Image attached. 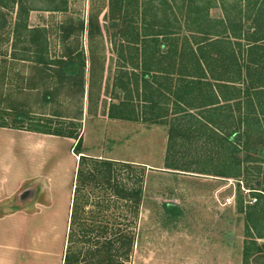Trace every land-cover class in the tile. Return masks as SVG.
Returning a JSON list of instances; mask_svg holds the SVG:
<instances>
[{"label":"rangeland","instance_id":"obj_1","mask_svg":"<svg viewBox=\"0 0 264 264\" xmlns=\"http://www.w3.org/2000/svg\"><path fill=\"white\" fill-rule=\"evenodd\" d=\"M45 1L32 0V5L46 6ZM236 1L227 0L224 8L212 9L211 16L224 17L228 5ZM260 2L264 3V0ZM262 14L264 16V11ZM263 16L261 22H264ZM152 17L147 19H154ZM14 19L13 14L9 20ZM91 20L96 24L92 33L88 26ZM29 25L47 29L51 61L83 51L86 57L84 75L69 77L54 62L40 66L29 61L12 60L5 55L0 71V110L22 109L31 117L42 119L43 125L52 120V124L49 123L52 131L76 132L77 124L81 123L79 133L83 153L77 155V160L81 156L87 157L86 171L92 172L97 162L103 160L134 165L129 171H116L118 175L114 174L115 179L111 181L107 177L90 180L82 190V195L89 199L85 209L98 211L100 207L108 208L105 213L110 221L134 236L133 251L123 264H245L246 242L255 239L257 243L264 244V240L247 234V228H254V225L248 222L246 215L251 211L250 207L260 200L245 180L253 179L252 175L243 171L239 178H223L213 174L168 170L165 168L168 130H149L138 120L131 122L110 117L111 112L117 115L124 112L126 117L137 116L143 93L140 80L145 72L144 67L135 66L138 62L134 65L130 62L131 51L129 53L128 46L123 44L119 28L114 26L109 0H68V10L64 12L35 10L30 13ZM140 26L145 28V21ZM7 38L8 34L0 36V44L6 45ZM147 48L146 52L143 49V57L147 56ZM122 50L127 60L121 59ZM168 59H163V65H170ZM130 104L135 108L129 107ZM7 119L11 121V117ZM25 127L29 128V125ZM20 132L29 134L26 130ZM239 133L244 135L239 141L249 135L248 147L253 153L251 131ZM180 136V142L175 144L172 152H176L177 159L192 163L193 169L200 171L205 167L207 156L217 162L223 155L219 142L206 144V135L198 136L186 131ZM1 141H6L3 132H0ZM54 143L57 144L54 147L57 160L67 162L71 145L66 141ZM76 144L74 141L71 150ZM255 149H258L257 145ZM22 154L19 149L21 157ZM21 162L27 165L26 161ZM260 177L264 180V176ZM238 180L254 193L238 189ZM115 183L125 184L128 189L142 188L138 210L136 206L132 207L131 202L115 195ZM28 187L39 188L36 184ZM235 190L236 204L220 205L217 198H227ZM251 197H257L258 201L250 204ZM240 198L242 211L238 207ZM262 216L264 222V212ZM90 246L92 244L84 248ZM249 264H264V252L253 254Z\"/></svg>","mask_w":264,"mask_h":264},{"label":"trees","instance_id":"obj_2","mask_svg":"<svg viewBox=\"0 0 264 264\" xmlns=\"http://www.w3.org/2000/svg\"><path fill=\"white\" fill-rule=\"evenodd\" d=\"M226 1L109 0V3L114 26L117 29L119 28L123 44L128 46L129 53L131 51L129 60L133 65L138 62L135 66H142L145 70L143 49L146 52V46L153 49L157 47L159 51L164 47L165 59L180 60L179 63L182 64V61L186 60L187 57H191L196 59L198 67L202 70L201 60L205 57L204 49L208 47L206 44L211 46L217 44L215 47L219 43L221 45L234 44V39H242L241 36L244 34H249L248 39L245 38L249 42L257 43L264 40V24L261 22L264 3L260 2L261 0H238L232 5H228L226 11L223 10V18H213L210 15L211 10L219 7L224 8ZM45 4L46 6L33 7L32 0H0V36L8 34L6 45L0 44V71L3 62L2 57L9 55L8 57L12 60L29 61L40 66H49L54 62L60 71L69 77L83 76L86 68V57L83 51L78 52L76 55L70 53L67 57L51 61L47 29L45 27H30L29 18L32 11L64 12L68 10V0H46ZM13 14L15 19L10 21L9 18ZM151 16L154 19L148 20L147 18ZM143 21H145V28L140 26ZM88 26L89 31L94 32L95 22L91 20ZM153 26H157V29H153ZM6 28H9V30L6 31ZM82 29H84L83 25ZM252 30L253 35H251ZM9 45L10 48H8ZM121 59L127 60L123 50ZM223 60H227V67L232 66L237 61L234 54L231 53H227ZM216 61H218L217 58ZM130 106L135 108L134 104H130ZM8 117H11V121L7 119ZM110 117L113 119L135 120L134 116L126 117L124 112L119 115L111 112ZM47 121L48 125H43L41 124L42 119L35 116L31 117L29 113L22 109L0 110V128L26 130L33 133L70 138L77 141L73 152L76 155L83 153L81 151L82 138L79 133L82 128L81 123L77 124L78 130L76 132L67 133L63 130L52 131L49 123L52 124L53 121ZM26 124L29 125V128L25 127ZM186 131L198 136H208L206 144L210 141L219 142L223 147V155L219 161L215 162L211 156H207V165L198 171L193 169L192 163L177 159L176 152L174 154L172 149L175 144L180 142V135L185 134ZM237 132H240V130L216 131L206 128L191 130L171 128L168 130L169 148L165 168L172 171L213 174L223 178H239L243 171H246L248 175H252L254 180L248 178L245 180L254 188L255 194H258L261 201L259 200L254 207H250L251 211L246 215L248 222H252L254 225V228L248 225L247 234L253 238L255 236L256 238H264V222L262 221L264 204H260L264 201V195L259 194L258 188H255L258 187V184L263 186L264 183V180L259 176L262 172L259 163L264 162L261 161L264 160V151L262 148L260 149L262 159L255 155V162L258 165L255 168L250 167L253 158L248 147L249 135L247 134L246 139L243 138L242 141H238L234 137ZM176 140L177 143L174 142ZM86 161L87 157L81 156L78 163L63 264H123V260L130 258L129 254L133 251L134 236L129 231L119 229V226L110 221L107 213H105L108 208L100 207L98 211L85 209L89 199L82 195V190L90 180L107 177L111 181V179H115L114 174L118 175L115 173L116 171H129L128 169H133L134 165L103 160L98 161L95 170L89 172L86 171ZM254 169L257 170V176L253 175ZM259 179L261 181H257ZM113 186L117 197L131 202L132 207L136 206L135 209L138 210L143 195L141 187L128 189L125 184L123 186L119 183H115ZM262 188L264 191V186ZM238 207L240 211L243 210L241 198L238 200ZM89 244H92V246L84 248L85 245ZM262 252H264V244H258L255 239L246 242L245 264H249L253 254Z\"/></svg>","mask_w":264,"mask_h":264},{"label":"crops","instance_id":"obj_3","mask_svg":"<svg viewBox=\"0 0 264 264\" xmlns=\"http://www.w3.org/2000/svg\"><path fill=\"white\" fill-rule=\"evenodd\" d=\"M248 37L244 34L229 45L206 44L202 70L191 57L182 61L183 65L169 58L171 63L165 66L164 47L159 51L148 48L135 120L149 130H249L252 158L257 155L260 159L259 147L264 151V40L253 43L245 40ZM227 53L237 60L229 67L223 60ZM20 131L0 128L6 139L0 143V264H63L79 163L71 150L75 140ZM238 133L234 137L239 141L243 134ZM61 141L71 145L67 162L55 156L54 142ZM261 164L264 162L259 164V176H264ZM257 165L254 159L253 168ZM253 171L257 176V170ZM35 184L39 188H26ZM263 186L255 188L264 195Z\"/></svg>","mask_w":264,"mask_h":264},{"label":"built area","instance_id":"obj_4","mask_svg":"<svg viewBox=\"0 0 264 264\" xmlns=\"http://www.w3.org/2000/svg\"><path fill=\"white\" fill-rule=\"evenodd\" d=\"M237 185H238V189H240L244 193L250 194V193L253 192V191H250V189L246 188V186L244 185L243 181H239L238 180L237 181ZM236 190L233 192V194H231V196H229L227 198H224V199L221 198L222 201L219 198H217V201L220 203V205H222L224 207L234 206L236 204V198H237ZM257 201H258L257 197H251L249 203L250 204H255Z\"/></svg>","mask_w":264,"mask_h":264},{"label":"water","instance_id":"obj_5","mask_svg":"<svg viewBox=\"0 0 264 264\" xmlns=\"http://www.w3.org/2000/svg\"><path fill=\"white\" fill-rule=\"evenodd\" d=\"M235 139H239V137L236 135V136H235Z\"/></svg>","mask_w":264,"mask_h":264}]
</instances>
